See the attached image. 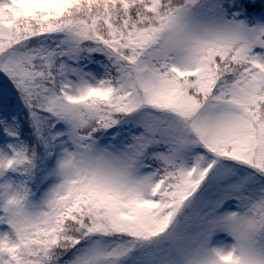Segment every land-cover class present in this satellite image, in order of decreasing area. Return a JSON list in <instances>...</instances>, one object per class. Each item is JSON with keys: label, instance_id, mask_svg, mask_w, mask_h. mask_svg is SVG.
<instances>
[{"label": "snow or ice", "instance_id": "6c2138e0", "mask_svg": "<svg viewBox=\"0 0 264 264\" xmlns=\"http://www.w3.org/2000/svg\"><path fill=\"white\" fill-rule=\"evenodd\" d=\"M0 264H264V0H0Z\"/></svg>", "mask_w": 264, "mask_h": 264}]
</instances>
